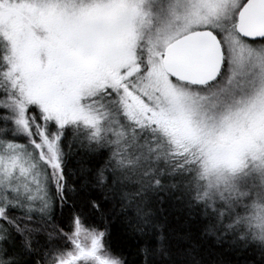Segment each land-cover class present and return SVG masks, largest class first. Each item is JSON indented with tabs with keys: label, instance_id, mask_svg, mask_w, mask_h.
Wrapping results in <instances>:
<instances>
[{
	"label": "snow or ice",
	"instance_id": "6c2138e0",
	"mask_svg": "<svg viewBox=\"0 0 264 264\" xmlns=\"http://www.w3.org/2000/svg\"><path fill=\"white\" fill-rule=\"evenodd\" d=\"M175 193L203 229L155 210ZM261 196L264 0H0V264H135L114 216L142 264H228L208 235L264 264Z\"/></svg>",
	"mask_w": 264,
	"mask_h": 264
},
{
	"label": "trees",
	"instance_id": "16d2710c",
	"mask_svg": "<svg viewBox=\"0 0 264 264\" xmlns=\"http://www.w3.org/2000/svg\"><path fill=\"white\" fill-rule=\"evenodd\" d=\"M101 163L102 160L84 152H81L76 160H74V165L77 168H98ZM105 192L106 189H94L90 192V195L95 196L104 204L105 208H108L110 205L105 201ZM178 195L179 193H175L171 197H166L160 204L154 206L155 210L166 216L168 222L173 225H183L185 221H188V223L198 225L200 229H203L206 226L207 221L201 217L199 210L192 209V215L190 217V210L184 202L176 198ZM57 213L59 215L58 208ZM229 222L230 221H225V223ZM65 227H67V225H65ZM109 230V244L112 249V254L117 256L122 255L129 260L134 261L135 264H142V257L137 252V248L141 243L140 238L137 233H134L129 229L128 223L123 216L111 217ZM184 230V228L180 229V231ZM40 239L43 240L44 237L41 236ZM228 239H231V237ZM207 240L209 244H212L216 248L217 253H223V259H225L228 264H246L247 261H254L256 259V256L252 254L251 247L244 251H233L229 250L227 243L216 244L214 236L208 235Z\"/></svg>",
	"mask_w": 264,
	"mask_h": 264
},
{
	"label": "clouds",
	"instance_id": "9594fccd",
	"mask_svg": "<svg viewBox=\"0 0 264 264\" xmlns=\"http://www.w3.org/2000/svg\"><path fill=\"white\" fill-rule=\"evenodd\" d=\"M237 199H239L238 195H237ZM245 203L248 205V207L243 208L241 212V216L242 217H255L257 214L256 209L252 207L251 205L255 203V204L260 205L261 207H264V196H261L259 198L254 197L251 200L246 199ZM242 224L245 228L246 238L251 239L255 243L264 245V220L258 221L253 218L250 221L243 220Z\"/></svg>",
	"mask_w": 264,
	"mask_h": 264
},
{
	"label": "rangeland",
	"instance_id": "374dc122",
	"mask_svg": "<svg viewBox=\"0 0 264 264\" xmlns=\"http://www.w3.org/2000/svg\"><path fill=\"white\" fill-rule=\"evenodd\" d=\"M82 239H83V237H82Z\"/></svg>",
	"mask_w": 264,
	"mask_h": 264
}]
</instances>
